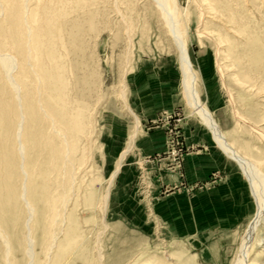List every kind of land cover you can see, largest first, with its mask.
<instances>
[{"label": "rangeland", "instance_id": "obj_1", "mask_svg": "<svg viewBox=\"0 0 264 264\" xmlns=\"http://www.w3.org/2000/svg\"><path fill=\"white\" fill-rule=\"evenodd\" d=\"M176 1L202 100L234 146L264 164V141L249 126L236 125L229 94L264 130V91L257 90L264 86V0ZM24 12L33 34L29 46ZM230 19L242 39L227 32L223 22ZM220 36L236 47L218 58ZM0 51L16 59L26 93L35 264H163L169 254L172 264H231L255 215V198L239 164L190 115L179 50L154 0H0ZM238 52L250 55L237 61ZM151 65L177 98L157 112L150 109L146 85L133 84L135 73ZM135 116L141 123L136 148L122 166L130 180L118 185L121 168L102 214L100 199ZM18 120L0 66V226L13 247L11 260L27 264ZM60 128L70 138L73 166L65 160ZM93 196L94 205L88 201ZM54 234L57 242L49 249ZM4 253L0 238V264H6ZM256 254L252 259L262 264L264 255Z\"/></svg>", "mask_w": 264, "mask_h": 264}, {"label": "bare ground", "instance_id": "obj_2", "mask_svg": "<svg viewBox=\"0 0 264 264\" xmlns=\"http://www.w3.org/2000/svg\"><path fill=\"white\" fill-rule=\"evenodd\" d=\"M154 2L156 3L157 8L159 9V11L161 13L162 18L165 21L167 29H168L169 33L172 35L174 42L177 45V48L179 50V67H180V71H181V75H182L181 85H182L183 91L185 93L187 104L191 108V110H190L191 114L190 115H193L196 118H198L199 123H201L208 130H210L211 134L213 135L215 143L219 146V148L227 156L234 159L239 164L240 168L242 169L245 177L247 178V180L250 184L251 191H252V194H253V196L255 198V202H256V212H255V215L253 216V218L250 220V223L247 226L246 233L244 234L243 237H241V242H240L239 246L237 247V251L235 252V255L232 259L231 264H256V262L258 260L252 259V256H254L253 254L257 253L256 257H261L264 255V237L262 236L263 234H260L261 230H263V232H264V169H263L264 164L259 163L256 160H253L252 158H250L246 154L242 153L237 147L234 146L233 142H231L227 136L228 132H226L224 130L223 125L220 122V120L216 117V114L202 100L201 93L199 90V87H200L199 75H198L197 71L195 70L193 62L191 61V58H190L187 35H186L185 30H183L181 27L182 26L181 21H180L181 16L179 17L177 1L176 0H154ZM22 20L24 23V26H23L24 31L25 30L28 31V32L26 31L27 36H28V38L26 40V44L29 46V43H31V41L33 40L32 39L33 34H31V32H32V28L30 27L31 24L30 25L28 24L29 21L27 19L25 12H24V16H23ZM234 20H232V19L225 20L223 23L226 22L225 27H226L227 32H229V33L233 34V36L237 37V40H238V38L242 39L241 34H243L244 32L241 30L240 26L238 27V25H236ZM199 34L201 35V34H203V32H199ZM217 39L219 40V42L217 43L218 44V48H217L218 58L222 57V56L224 57L225 51H229L232 48L236 47V45L231 43V41L228 40L227 38L225 39V38H222L220 36ZM223 42H225L224 46H226V47H223V45H222ZM250 42H251V40H250ZM247 47H249V46H247ZM253 48L256 49V47H253ZM253 48H252V50H253ZM248 50H247V52H248ZM253 52L255 53V51H253ZM240 53L241 52H238L236 57H235L238 59L237 61H239V60L242 61V58H244L246 55H248L247 57H249V55H250V54H247L246 52H245V54L243 53L242 55ZM257 54L258 53L256 52V55ZM15 61H16V59L13 58V56L9 52L3 53L0 51V66H1L2 71L4 72V76H5L6 81L11 86V88L14 92V97L16 99V102L18 104V109H19V120L16 124L15 136H16V141H17L16 142L17 154L20 158V170H21V174L23 176L20 197L24 203V206H25V208L27 210V214H28V217L26 220L27 234H26L25 254L27 256L26 258H28L27 264H35V251H34L35 241H34V238L32 236V224H33L32 222H33L35 214H36L35 213L36 207L34 206V203L30 199H28V189H29L28 184H29V178H30V172L31 171H29L27 168V166L29 165V162L27 161V153H26L27 146H26V140H25V130L27 128L26 127L27 123H26V115H25L24 96L26 93H23L24 86L22 84H20V82L17 79V76H16L17 64ZM243 61H245V60H243ZM248 61L250 62L251 60H248ZM219 68H220V70H222L221 65H219ZM39 79L41 80V78H39ZM234 79L240 85H246V83H247L245 81L243 82V80H241V78H239L237 76H235ZM40 80H38V81H40ZM256 85L258 86V84H256ZM257 90H258V92L264 91V86H258ZM229 94H230V100H231V104H232V110H233L234 118L236 120V122H235L236 125L244 124L246 126H249V128L253 132H255L256 134H258V136L264 141V130L260 129L258 127V125L257 126L254 125L255 123L253 124V122L249 118H247L246 116L243 115L244 113L242 114L240 112V109H238L236 107V103L234 101V96L230 90H229ZM247 98H248V96H247ZM48 109H45L44 105H42V103H41L40 110H42L47 116L50 115L48 113H50V111H51V110L48 111ZM56 111L59 112V110H56ZM57 116H58V114H57ZM50 117H52V116H50ZM51 119H54V118H51ZM53 122H55V120H53ZM263 123H264V119H263ZM140 124L141 123H140L139 117L135 116L134 130H132V132L130 133V135L128 137L127 144L124 147V149L121 151V153L117 159L116 166H115V168H114V170L110 176L109 184L106 187V189L102 195V198L100 199L101 200L102 214L105 213V209L107 208V205H108L112 180H114V177L116 176V174L120 171V169L124 165V163H125L128 155L130 154V152L136 148L135 144H136V138L139 134ZM61 131H62L61 128L58 129V132H59L58 135H60L62 137V141H63L62 145L64 146L63 152H64L65 160H67V162L70 163L71 166H73V162L70 159L71 157L69 158L70 151H71L70 142H69L70 138H68V135L65 131L64 132H61ZM64 164H65V161H64ZM67 175H68V173H67ZM69 175H70V177L72 176L71 173ZM73 184H74V181L72 179V181H70V189H72V187L74 188L75 185L72 186ZM62 197L65 199L67 197V193H64L62 195ZM94 199H95V197L94 198L90 197V199L88 200L89 204L94 205ZM62 221H63V218H62ZM53 222H55V221H53ZM103 223H104V225H106L105 224V217H103ZM57 237L58 236L56 234H54L52 236L51 242L49 244V249H51L55 245V243L57 242ZM0 238H1L2 243L4 245V248H5V253H4L5 263L6 264H14V262L11 260V254L13 253L12 244H11L8 236L4 232V230L1 228V226H0ZM98 249H100V248L98 247ZM256 250H257V252H256ZM98 251H100V250H98ZM98 255L101 259L102 256H101L100 252H98ZM172 256L173 255H170V254L167 255V257L164 258L165 260H164L163 264H172V263H169V261L167 262V260L174 259ZM261 263L264 264V260H261Z\"/></svg>", "mask_w": 264, "mask_h": 264}, {"label": "crops", "instance_id": "obj_3", "mask_svg": "<svg viewBox=\"0 0 264 264\" xmlns=\"http://www.w3.org/2000/svg\"><path fill=\"white\" fill-rule=\"evenodd\" d=\"M154 66L151 65V68H149L147 71L145 70V68H140L138 70V72L135 73L133 84L135 86H136V84L146 85L145 89H143V90L145 91L144 93L147 94L149 102H151L150 103V105H151L150 109H152V110L154 109V112H157V110L163 109L169 105L173 106L174 103L176 102L177 98H175L174 93L170 92L171 91V88H170L171 85L167 81L164 80V79H166L165 76L161 75V73L158 70L156 71V68H154ZM157 68L159 69V67H157ZM133 89L135 90V92L137 94L140 93L139 92L140 89H137V88L136 89L133 88ZM169 92L171 94H169ZM122 171H123V168H122L121 172ZM119 174H118V176H119ZM128 177H129V172H127V170L122 172V174L120 175V178L118 179V185L124 186L130 180ZM119 190H121V189H119ZM119 190H118V192H119ZM117 196H119V195H117Z\"/></svg>", "mask_w": 264, "mask_h": 264}, {"label": "built area", "instance_id": "obj_4", "mask_svg": "<svg viewBox=\"0 0 264 264\" xmlns=\"http://www.w3.org/2000/svg\"><path fill=\"white\" fill-rule=\"evenodd\" d=\"M175 151H176V150H174V149H173V151H172L173 155H175V154H176V152H175Z\"/></svg>", "mask_w": 264, "mask_h": 264}]
</instances>
